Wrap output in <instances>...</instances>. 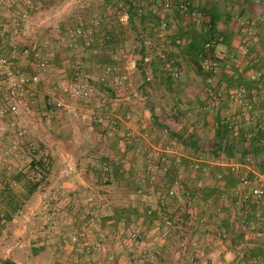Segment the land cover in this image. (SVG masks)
I'll return each mask as SVG.
<instances>
[{
    "label": "crops",
    "instance_id": "crops-1",
    "mask_svg": "<svg viewBox=\"0 0 264 264\" xmlns=\"http://www.w3.org/2000/svg\"><path fill=\"white\" fill-rule=\"evenodd\" d=\"M11 1L12 6L8 8L5 16L0 18V26L4 22L10 23L11 18L22 9L19 0ZM39 1L41 3L39 10L31 12L24 27H27L36 15L47 12L44 7L45 1ZM102 1L108 5L109 1L113 0ZM120 1L127 6L121 20L129 24L127 27L131 30H135V39H138L137 43L140 46V52L130 55L128 59H126L128 55L123 52L122 62L124 68L126 66L130 68L131 86L130 94L121 107V113L130 116L134 137H126L123 130L110 131L99 125L90 127L82 123L79 128L74 125L73 131L76 134L70 139L75 146L73 152L66 140L71 134L58 136L64 127L71 125V122L63 119L61 115H57L52 121H49L51 120L49 118L47 131L44 130L46 132L40 137L46 144L43 150L47 153L48 159L58 158L57 160L64 164L62 167L58 164L60 169L58 171V167L52 168L49 160L45 180L50 181L52 178L56 187H59L58 184L62 181L60 188L65 191L63 196H55L56 200L52 201V207L64 205L74 198L84 197L92 189L101 187L98 184L100 175V172H97L98 161L90 166L92 170L88 175L84 174L78 161L92 151L91 144L99 137L98 128L102 127L103 131L106 130L107 133L110 131L119 137L117 139L121 150L118 156L107 152V156L114 164V172L110 179L106 180L108 184L104 189L109 192L119 190L122 192L121 196H126L122 201L118 199L114 201L113 195H106L108 198L111 197L113 204L104 218L109 234H115L117 225L115 238L123 237L118 228L119 222L131 221L130 224L146 228L147 247L158 248L161 254L167 236H172L178 227L177 222L182 219L180 215L185 212V216L191 221L188 225L193 222L196 225L189 228L192 239H196L199 244L196 253L192 255V260L205 257L204 263L208 264H264V217L256 219L255 206L242 202L245 194L253 195L257 189L264 188V120L261 117L264 113V9L255 0H177L178 7L190 3L187 12L181 11L178 7L171 11L158 9L148 0H130L132 4L125 0ZM131 5L133 7H130ZM199 6L202 7L201 10ZM129 9L135 12L136 9L142 10L144 15L129 17ZM210 12L217 13L214 31H210ZM197 13L200 19L192 17ZM162 19L170 22L171 30L167 36H164L160 26L156 25V21L160 24ZM242 21H245L250 29V34L246 37L250 43L247 55H244L242 50L244 38L240 29ZM141 28L149 30L151 36L140 35ZM113 29L111 24L105 31L114 35ZM218 35L224 36L225 39L215 50L222 52L225 57L220 61L218 74L212 81L207 78V74L199 73L192 68L182 71L179 79L169 76L166 66L171 59L178 64H183L184 61L193 65V62L201 60L202 54H199L198 46ZM156 43L164 46V52L175 51L177 48V53L170 54L171 57L170 55L167 57L166 63V60L162 59L165 54L161 57L159 52L153 53V46ZM120 45H123L122 42ZM46 50L53 56L52 48ZM112 52L114 49L109 47L100 57L90 59L102 62L101 59L105 58L106 61L102 63H114ZM13 58L16 59V56ZM256 72L263 74L260 82L251 79ZM133 83L138 85L134 86ZM48 85L47 83L40 85L45 90L44 95L53 90L49 89ZM242 87L256 96L251 111L230 99V93ZM208 90L214 91L220 99V105L214 112L204 110ZM135 97H141L144 102L139 103ZM41 107L47 109V113L52 111L45 104ZM228 119L240 127L239 135H234L232 130L225 132L224 126ZM219 125L220 150H216V132ZM52 128L60 133L58 132L57 136L51 133L47 135ZM146 132L149 133L148 139L141 136ZM86 142L89 145H86ZM176 154L184 156L181 164L176 162L174 158ZM196 156L203 157L205 170L195 171L190 167V159ZM66 164L69 170L65 169ZM232 164H240L241 171L237 174L232 173L230 169ZM165 168L169 169L165 175L167 182L163 181L165 176H162ZM144 170L146 172L158 170L153 185L149 181L143 183L146 178ZM244 175L248 176V184H243L240 180ZM15 178L18 180L14 181L17 184L15 189H19V184L24 182L20 179L27 181L24 174L16 175ZM176 184L183 186V190L186 188L190 191L193 202L191 206L183 207L177 200L168 196V188ZM53 186L51 184L50 189ZM140 187L144 190L142 194L139 193ZM35 191L31 193L35 194ZM38 196L41 205L45 198L40 194ZM117 207L121 210L118 211ZM150 208L155 210L153 216L146 213ZM159 212H162L163 216H171L175 227L166 228ZM70 219L71 216H67L66 224L71 222ZM75 223V227L69 226L68 235L78 228L79 221ZM41 240L39 244H34L35 248L31 252L32 264H106L97 259L77 260L78 257L71 253L69 244L65 242L66 237L55 236L48 239L41 235ZM191 242L188 244L189 252ZM12 260L15 264H22L16 258ZM125 260L118 258L115 262L126 264Z\"/></svg>",
    "mask_w": 264,
    "mask_h": 264
},
{
    "label": "built area",
    "instance_id": "built-area-1",
    "mask_svg": "<svg viewBox=\"0 0 264 264\" xmlns=\"http://www.w3.org/2000/svg\"><path fill=\"white\" fill-rule=\"evenodd\" d=\"M158 9L171 11L177 8V0H150ZM264 9V0H255ZM22 9L16 13L9 24H2V34H11V28L19 31L24 27L30 18L32 11L39 10L41 3L39 0H19ZM12 6L11 0H0V18L4 17L8 8ZM190 3L181 4L178 8L187 12ZM140 12H142L140 10ZM127 18V17H126ZM100 21L92 20L88 25L69 27L62 33L60 28H56L54 34L57 36L64 34V47L66 55L72 60L70 71L66 69H57L53 66L52 56L47 53L49 49L48 41L43 47L33 45L23 53L26 57L33 58V73H26L19 68L16 63L18 45L11 43L13 56H7L0 53V118L5 119L1 126L4 137L10 142L3 144L0 148V159L2 157L20 160L21 164L13 165V172L24 174L27 179L37 184L43 181L47 175L48 156L41 149L40 144L24 142L26 136V127L21 120L14 117L19 115L21 109L26 106L27 101L36 96V88L47 82L48 77L55 74L56 81L53 90L45 93L43 103L46 107L59 112L66 111L71 114L78 122L87 124L90 127L99 125L108 128L110 131H125L126 137H134L130 125V116L123 118L121 111V101L126 99L128 92V80L130 68L122 66L123 54L120 45L114 42V38L107 32L100 30ZM168 25L165 19L161 21V27L166 28ZM240 29L244 34L242 50L247 55L250 50L249 39L250 29L246 22H240ZM224 42V36L218 35L216 39L205 44V49H215L216 46ZM112 47L114 52L111 53L114 63H101L91 61L92 57H99L106 52V49ZM46 51H45V50ZM172 51L166 50L164 58L168 57ZM225 56L215 50L213 57L204 59L201 63L202 71L210 74V80L218 74L220 61ZM168 73L173 79H179L181 70L176 61L171 59L168 62ZM128 71V72H126ZM262 73L256 72L251 76L255 82H260ZM260 84V83H259ZM207 103L204 110L214 112L220 105V99L214 91L208 90ZM253 95V96H252ZM230 99L246 110L251 111L254 108L256 96L251 94L248 89L242 87L230 93ZM264 120V113L262 114ZM227 124L234 135H239L240 127L235 122L228 119ZM143 138L148 139L149 133L141 134ZM184 156L176 154L174 156L178 164L182 163ZM204 159L196 156L190 159V167L195 171L205 170ZM1 164V160H0ZM100 175L109 180L111 176L110 161L101 160L97 163ZM11 169V168H8ZM232 173L241 171L240 164L230 165ZM207 170V169H206ZM169 169L162 171V176L168 173ZM144 172H146L144 170ZM152 172V173H151ZM158 172V170H157ZM155 170L145 173V181L151 185L156 181ZM149 178V180L147 179ZM220 179V175H218ZM243 184H248L247 175L240 178ZM167 182L166 176L163 179ZM166 185V184H165ZM139 193H144L140 187ZM167 194L170 198L177 200L180 205L191 206L193 204L191 193L183 186L176 184L168 188ZM264 188L257 189L253 195L245 194L242 198L244 204L254 205L256 208L255 218L264 217ZM112 202L106 195L92 189L84 197L74 198L67 201L64 205L56 206L51 209L44 218L42 227V236L44 238H53L55 236L66 237V243L69 244L71 253L74 256L85 260H99L104 257L107 261H114L119 258L127 259L128 264H147L156 263L159 258L160 250L158 248L149 249L147 243V230L128 221L119 222V230L123 237L115 238L112 247L109 246L110 234L105 226L104 218L106 213L111 209ZM147 215L153 216L155 210L150 208ZM163 225L172 229L175 227L174 219L171 216H163ZM67 216H71V222L66 224ZM73 218L75 221H73ZM69 220V221H70ZM79 226L72 232L68 233L69 226ZM204 221V219L202 220ZM122 238V239H121ZM199 244L196 239L191 242V250L195 252Z\"/></svg>",
    "mask_w": 264,
    "mask_h": 264
},
{
    "label": "rangeland",
    "instance_id": "rangeland-1",
    "mask_svg": "<svg viewBox=\"0 0 264 264\" xmlns=\"http://www.w3.org/2000/svg\"><path fill=\"white\" fill-rule=\"evenodd\" d=\"M41 1H45L44 7L46 8L45 10L47 12H42L38 14V16L36 15L35 18L32 19L29 24H27V27H22V29L19 31H15L11 28V34L3 35L2 26H0V53L7 56L14 55L11 43H16L18 45V50L16 53L18 57L16 59V63L19 64L20 70L26 73H33V58H31L30 56L26 57L25 55H23V52L26 49H30L33 45L43 47V44L48 41V47L49 49L52 48L53 51V56L51 55L53 66L61 70L66 69V73H68L70 71L72 60L69 59L66 55V50L64 47V34L57 36L56 34H54V31L56 30V28H60L62 33H64L69 27L88 25L94 19L100 21V30L102 32H106L105 30H107V26L112 24L114 28L112 31L114 34V42L118 43L119 45L122 42L123 45H120V47L122 49V54L125 53V55H128L126 59L130 58V55L140 52V46L137 43L138 39H135V30H131V28L127 27L129 24H125L124 21L121 20L122 13L127 10V7H125L120 0H113L116 1L115 3H113V1H109L108 5H106L102 0ZM148 1L151 2L150 0ZM199 8L201 10L202 7L199 6ZM193 16L198 17V13L192 15V17ZM198 18L200 19L201 17ZM6 23L9 24V22ZM167 23V27L162 28L161 21L160 24L158 23V21H156V25L160 26V30L163 32L164 36H167L168 32L171 30L169 24L170 22ZM2 24H5V22ZM161 31H159L160 34ZM143 34H145V36H151L150 31L146 29H142L140 35ZM124 41L127 42L124 43ZM171 46L172 48H175L173 45ZM164 51V46H161L158 43L153 46V53L159 52L161 54V57L163 54H165ZM176 51L177 48L170 54L177 53ZM22 55L24 57H20ZM169 57H171V55ZM163 58L164 57H162V59ZM167 59L168 58L166 57L163 60H166L167 63ZM101 61L105 62L106 60L105 58H102ZM193 63L194 64L191 65L183 61V64H178L176 61V64L177 66H179L181 72L192 68L201 73L199 70V60ZM159 67L160 66H158V68ZM166 68H168V65L166 66ZM161 70V72L163 73V66ZM55 81V74L48 77L46 83L49 85L47 87H49V89H53ZM130 82L131 78L129 77L127 83L128 89H130L131 86ZM137 83H133L134 86L138 85ZM36 91V96L29 99L26 106L21 109L20 114L14 117L16 120H21V122L26 127V136L24 142L26 144L31 142L40 144L41 149H44L43 146L46 147V144L43 143L40 137L43 132L45 133L47 131V121L49 120V118L51 119L49 121H52L57 115H61L63 119L70 121L71 125H69L68 127H64V129L61 130V134L59 135V131L53 128L46 134L48 135L49 133H51L53 136H63L67 135L68 133L71 134L66 138V140H68L67 142L68 144H70V146L72 147L71 150L74 152L75 146L70 141V139L72 138V135L74 136V134H76L73 131L74 128L76 126L77 128H79V125H81L82 123L78 122V120H76L73 116H71V114L67 113L66 111L57 112L56 110H52L51 113H47V109L41 107L44 104L42 100L45 90L42 86L39 85ZM129 94L130 91L128 90L127 97ZM136 99L139 100V103L144 102L141 97H137ZM125 100L126 99L121 101V107L124 105L123 103ZM143 114L144 113L142 112V115ZM127 116L128 115H123V118ZM3 122H5V119L0 118V148L3 146V144L10 143L2 133L1 126ZM50 124H52V122ZM98 129L99 137L91 144L92 151L84 156L82 160L78 161L79 167L86 175H88L89 171L92 170V168L90 167L92 164L107 157V152L113 154L114 156H118L121 152L119 146L120 142L117 139L119 137H117V135H114L110 131L108 133L106 132V130L103 131L102 127ZM86 145H89V143L86 142ZM57 159L55 160V158L53 157L49 158L50 164L53 169L57 168L58 164L61 167L64 164L60 163ZM0 160V260H9L13 262L12 258H16L22 264H32L31 252L35 248L34 244H39V242L42 241L41 232L43 227V218L53 208V204L51 203L52 201L56 200L55 196L61 197L65 192L64 189L60 188V186H62V181L58 184L59 187H56V185L53 183L52 178L50 179V181H46L44 179L43 181L38 183L35 194H32L31 192L35 185L31 183L27 178V181L23 180L22 178L20 179V181L24 182L22 184L18 183L19 189H15V186L17 187V184L14 183V181H18L17 178H19H15V176L19 174L13 172V165L21 164L20 160H13L12 158L8 157H2ZM60 160L63 161V158L60 157ZM65 169H70L67 164L65 166ZM58 171H60L59 167ZM98 181V184H100L101 187L95 188V190L99 191L101 194L113 195V197L115 198L114 201L116 199L122 201L124 197H126L125 195L121 196L122 192L120 193L119 190H116L117 192H114V190L113 192L111 191L113 194L109 191H106L104 187L108 184V182H106V180L102 176H99ZM51 184H53L54 186L50 189L49 186ZM22 188H24V191L22 190ZM39 194L42 195L43 198H45L41 205H39ZM45 194L47 195V197H44ZM109 198L111 199V197ZM117 208L118 211L121 210L120 207ZM182 211L185 210L182 209ZM184 213L180 215L182 219L177 222L178 227L174 230L175 232L172 234V236H167L165 242L166 244L164 245L163 251L159 256L158 261L156 263L147 264H208L204 263V261H206L205 257L192 260V255L196 252L193 249L190 250V252L188 250L190 242L194 240L192 239L193 236H191L189 226L194 227L196 225L194 224V222L191 225H188V223H191V221L185 216ZM115 229L116 230L114 235L110 233V239L108 243L110 247H112L115 243V236H117V225ZM99 260L101 262H106V264L117 263L115 262L117 261V259L114 261H107L106 259H104V257H102ZM126 260L125 262L126 264H128ZM0 264L3 263L0 262Z\"/></svg>",
    "mask_w": 264,
    "mask_h": 264
},
{
    "label": "trees",
    "instance_id": "trees-1",
    "mask_svg": "<svg viewBox=\"0 0 264 264\" xmlns=\"http://www.w3.org/2000/svg\"><path fill=\"white\" fill-rule=\"evenodd\" d=\"M127 3H129V4H132L131 2H130V0H125ZM125 7H127V6H125ZM130 7H133L132 5L130 6ZM135 9V8H134ZM129 17H131V16H134V15H137V16H139V17H141V16H143L144 14H143V11L142 12H140V10H138V9H136V12H135V10L134 11H132L131 9H129ZM210 16H211V30L210 31H214L215 30V28H216V23H217V13H215V12H210ZM110 34V33H109ZM112 35V34H111ZM112 37H113V35H112ZM214 39H216V37H211V39L209 40V39H207V40H205L204 41V43L202 44V45H200V46H198V49H199V54L201 55L202 54V56H201V60H199V62H200V64H199V70H200V72L201 73H205V72H203L202 71V68H201V63H202V61L204 60V59H207V58H212L213 57V55H214V53H215V49H211V50H207V49H205V44L207 43V42H209V41H212V40H214ZM225 39V38H224ZM142 57H144V56H142ZM197 62V61H196ZM197 65H198V63H197ZM206 74V73H205ZM210 77V74H207V78H209ZM224 128H225V132L226 131H228V132H231V130H230V128H229V125L226 123V125L224 126ZM216 138H217V140H216V142H215V147H216V150H220V125H219V128H218V130H217V132H216ZM102 160H107V161H110V167H111V175L113 174V172H114V168H113V166H114V164H113V162H112V160L107 156V157H105V158H103ZM98 167V166H97ZM97 172L99 173L100 171H99V169L97 170ZM99 176H101V175H99ZM111 177V176H110ZM35 186H34V188H33V190L32 191H35L36 189H37V186H38V183L37 184H34ZM0 262H2L3 264H15L14 262H11V261H9V260H0Z\"/></svg>",
    "mask_w": 264,
    "mask_h": 264
}]
</instances>
